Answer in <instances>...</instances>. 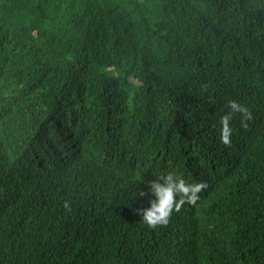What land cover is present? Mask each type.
Segmentation results:
<instances>
[{
    "label": "trees",
    "instance_id": "trees-1",
    "mask_svg": "<svg viewBox=\"0 0 264 264\" xmlns=\"http://www.w3.org/2000/svg\"><path fill=\"white\" fill-rule=\"evenodd\" d=\"M0 264H264V0H0Z\"/></svg>",
    "mask_w": 264,
    "mask_h": 264
},
{
    "label": "clouds",
    "instance_id": "clouds-1",
    "mask_svg": "<svg viewBox=\"0 0 264 264\" xmlns=\"http://www.w3.org/2000/svg\"><path fill=\"white\" fill-rule=\"evenodd\" d=\"M230 103L233 108L237 107L235 102ZM147 185L153 199L147 208L140 211L142 220L150 227L167 224L173 211L179 210L185 201L195 202L199 199V193L206 187L202 181L189 183L183 176L174 172H165L151 179Z\"/></svg>",
    "mask_w": 264,
    "mask_h": 264
}]
</instances>
